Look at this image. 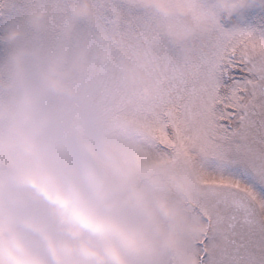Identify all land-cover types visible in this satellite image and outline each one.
Returning a JSON list of instances; mask_svg holds the SVG:
<instances>
[{"label":"rangeland","instance_id":"obj_1","mask_svg":"<svg viewBox=\"0 0 264 264\" xmlns=\"http://www.w3.org/2000/svg\"><path fill=\"white\" fill-rule=\"evenodd\" d=\"M263 21L264 0H0V264H264Z\"/></svg>","mask_w":264,"mask_h":264},{"label":"water","instance_id":"obj_2","mask_svg":"<svg viewBox=\"0 0 264 264\" xmlns=\"http://www.w3.org/2000/svg\"><path fill=\"white\" fill-rule=\"evenodd\" d=\"M263 90H264V85H263Z\"/></svg>","mask_w":264,"mask_h":264}]
</instances>
